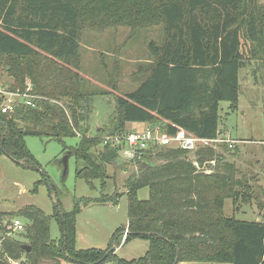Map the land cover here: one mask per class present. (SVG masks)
Returning a JSON list of instances; mask_svg holds the SVG:
<instances>
[{"label":"trees","instance_id":"obj_1","mask_svg":"<svg viewBox=\"0 0 264 264\" xmlns=\"http://www.w3.org/2000/svg\"><path fill=\"white\" fill-rule=\"evenodd\" d=\"M159 24L163 42L149 43L151 63L131 76L136 89L114 96L106 123L89 136L92 97L105 93L84 89L82 32L118 27L134 32ZM246 60L264 61V10L258 0H0V75L5 72L11 79L0 88L23 93L29 86L38 97L34 108L18 104L0 115V155L24 170L38 171L25 137H46L81 163L76 178L92 189L97 180L104 190L107 166L126 169L133 164H119L118 151L102 145V136L143 124L169 135L182 129L198 138H217L223 134L219 104L237 109L239 71ZM75 138L76 146L64 144ZM228 149L225 144L193 152L159 147L135 162L137 171L122 183L127 227L116 231L112 241L126 230L124 243L146 241L141 258L124 260L109 248L76 250L78 201L67 213L54 205L51 216L33 206L0 213V235L14 218L26 221L18 239L5 238L0 254L21 264H264V222L224 215L225 200L235 204L253 197L249 180L238 177L234 163L226 160ZM144 188L148 198L139 200L137 192ZM120 196L115 187L111 195L85 199L84 205L114 203ZM52 218L60 231L57 241L49 236ZM0 264L7 263L0 259Z\"/></svg>","mask_w":264,"mask_h":264},{"label":"rangeland","instance_id":"obj_2","mask_svg":"<svg viewBox=\"0 0 264 264\" xmlns=\"http://www.w3.org/2000/svg\"><path fill=\"white\" fill-rule=\"evenodd\" d=\"M258 5L264 10V0H258ZM151 42L162 44L161 24L134 32L126 27L86 29L82 32L79 53L84 89L96 94L105 93L92 97L93 109L86 124L89 136H94L97 129L106 123L108 115L113 111V97L123 96L136 89L137 83L131 76L139 67L151 63L148 51ZM10 82L11 79L2 72L0 83ZM0 91L4 90L0 88ZM238 95L237 109H230L228 102L219 104V126L225 138L236 141L225 153V157L228 162L234 163L238 177L249 180L253 197L250 201L239 200L235 204L229 199L225 200L224 215L238 221L258 222L264 220V61L244 62V67L239 71ZM144 127L143 124H136L127 129L142 130ZM29 129L40 130L41 127ZM77 142V138L64 139L68 147L76 146ZM25 143L39 164V170H24L0 155V213L14 214L23 207L33 206L51 216L54 205L67 213L74 209L78 201L76 250L113 248L115 255L124 260H134L145 255L148 243L144 240L133 239L124 243L122 235H118L112 241L116 231L127 227V197L122 183L133 166L125 165L126 169L107 166L108 181L104 190H101L97 180L92 182V189L83 179L75 177L76 168L81 167L75 157L69 158L66 176L62 177L63 168L59 161L64 153L61 144L46 137L31 136L25 137ZM115 187L121 194L116 202L84 205L85 199L94 200L101 194L111 195ZM137 198L146 200L148 190H139ZM19 220L22 224L26 223L23 218ZM17 235L15 238L18 239ZM49 236L54 241L60 238L58 225L53 218L49 225Z\"/></svg>","mask_w":264,"mask_h":264},{"label":"built area","instance_id":"obj_3","mask_svg":"<svg viewBox=\"0 0 264 264\" xmlns=\"http://www.w3.org/2000/svg\"><path fill=\"white\" fill-rule=\"evenodd\" d=\"M30 88L27 86L23 93H10L0 91V115L11 113L18 104L34 108L35 101L38 99L29 93ZM61 110L68 117V111L64 105L58 103ZM80 137L79 134H77ZM102 145H108L118 151L119 159L125 161L126 164L132 163L133 170L137 171L138 167L136 161L142 160L146 152L155 150L159 147H176L182 150L193 152L198 148L215 147L222 144H227L228 148H232L236 141H231L225 138L224 135H219L215 139H202L191 135L190 133L177 129L175 134L169 135L162 132L158 127L145 126L142 130L133 129L126 133L105 135L101 137ZM25 224L14 218L6 227V232L0 235V249L1 244L5 238H10L24 231ZM127 230L124 231L122 238L125 240ZM0 259L7 264H21L19 260H13L6 254L1 255Z\"/></svg>","mask_w":264,"mask_h":264},{"label":"water","instance_id":"obj_4","mask_svg":"<svg viewBox=\"0 0 264 264\" xmlns=\"http://www.w3.org/2000/svg\"><path fill=\"white\" fill-rule=\"evenodd\" d=\"M53 109V112L55 113V115L59 118V120L61 119V116H60V113L58 112L57 108L53 105L52 107ZM0 125H4L3 122H0ZM69 157H70V153L67 152L62 160H61V163H62V168H63V171H62V176H66V173H67V168H68V160H69ZM118 163L120 164L121 163V160L119 159L118 160ZM147 166V165H145ZM23 249H25L26 251H29L30 250V247L29 246H26V245H23L22 246ZM114 249H110V251H113ZM174 264H177V261L174 262Z\"/></svg>","mask_w":264,"mask_h":264},{"label":"crops","instance_id":"obj_5","mask_svg":"<svg viewBox=\"0 0 264 264\" xmlns=\"http://www.w3.org/2000/svg\"><path fill=\"white\" fill-rule=\"evenodd\" d=\"M133 125H136V124H129L128 126H133ZM258 222H261V221H258ZM262 222H264V220H262Z\"/></svg>","mask_w":264,"mask_h":264}]
</instances>
